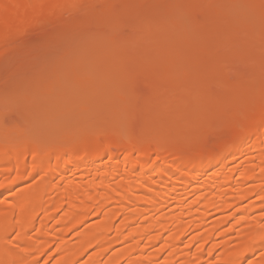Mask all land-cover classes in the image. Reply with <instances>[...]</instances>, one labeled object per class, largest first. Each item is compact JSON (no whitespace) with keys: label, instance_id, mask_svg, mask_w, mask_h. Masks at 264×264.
<instances>
[{"label":"bare ground","instance_id":"bare-ground-1","mask_svg":"<svg viewBox=\"0 0 264 264\" xmlns=\"http://www.w3.org/2000/svg\"><path fill=\"white\" fill-rule=\"evenodd\" d=\"M139 1L0 0V64L13 65L23 61L29 66L25 63L17 70L31 73L36 68L30 71V64H36L37 60H34L43 52L66 42L69 34L84 39L86 32L97 28L101 34H111L116 40L114 43L120 37L125 39L127 46L125 42L120 45H125L123 48L128 50L113 47L118 57L133 58L148 69L155 63L154 59L161 58L160 54L162 58L158 62L162 65L167 59L165 56L175 55L174 51H178L176 55L181 54L189 44L192 47V33L201 28L198 25L197 30L195 25L203 23L204 13H212L204 0H200V4L198 0H189L182 11L178 9L177 14L181 12L182 19L176 15L177 19L191 24L197 20L196 15L195 21L189 20V11L197 5L198 23L192 24L194 31L189 30L191 35L188 34L187 40L180 25L182 33L178 30L175 37L181 35L183 40L173 41L175 45L177 43L176 48L170 38L169 44L175 49L163 56L165 47L163 52L161 46L166 40L160 44L161 40L157 43L158 37L154 36L160 35L163 39L171 36L168 33L166 36L164 30L161 29L162 32L154 25L160 19L155 20L153 4L147 5L146 0L145 5H140L137 4ZM258 1L242 2L249 7L251 5L247 4ZM260 1L256 9L263 11L264 0ZM162 2L160 8L167 13L169 7L164 0ZM237 7H232L234 15L243 10ZM165 18L168 20V13ZM50 21L54 22L55 28L50 23L53 30L42 29L41 26ZM70 26H74V31ZM212 27L214 29L211 26L209 30ZM230 31L232 35L236 30ZM249 31L246 30V34H252ZM217 32H209L205 37L202 34L201 46L197 42L200 37L195 35L198 47L191 48L197 56L199 49L202 55L203 50L210 48V53L211 48L219 47V53L214 56L212 53V58L207 50L205 52L209 55L205 54L210 58L208 61H212L208 64L215 69L211 71L213 66L208 67L213 81L206 76L205 82L206 79L210 82L203 86L198 83V88L177 83V89L170 90L146 85L152 82L147 78L151 77L147 72L150 68L145 73L147 77L138 74L143 76H139L143 81L137 77L143 84L133 82L135 80L129 78L131 75H116L114 81L124 77L120 80L124 87L119 79L111 81L109 87L118 83L122 88L116 86L119 91L113 94V88L108 87L111 94L107 97L110 98L93 99L89 105L93 107L88 108L73 109L68 103L65 109L61 107L63 110L60 115L58 113V119L53 117L50 123V119L44 121L45 128L39 110L24 105L26 92L22 84L25 80H17L22 82L18 88L16 82L12 81L10 85V80L3 79L6 76L2 78V83L8 82V89L15 84L19 89L14 100L23 102L20 113L25 119L21 123L10 122L11 117L7 119L0 114V264H264V50L260 54L257 52L261 45L257 50L256 44L261 38L255 48L250 45L251 40H255L253 34L249 39L246 36L248 41L251 37L254 39L248 42L245 36L244 39L240 37L245 33L238 31V37L247 41L250 49H256L252 50L254 53L248 49L251 53L247 54L248 46L242 49L244 44L239 48L240 38L236 33L234 38ZM144 33L150 40L154 37L155 42L152 40L158 47L156 53V45L151 47L150 44H154L149 42V48L146 44L150 52L153 50L154 58L150 54L146 57L149 51L144 53V50L148 49L141 48L148 42L144 39L146 41L142 40L141 45L138 40V37L143 39ZM261 33L263 35L264 31ZM168 38L166 45L170 42ZM107 39L110 38L107 36ZM135 40L141 46L135 47ZM104 41L111 42L106 38ZM233 43L245 51V56L250 57L253 53V57L258 53L260 59L255 55V60L249 57L244 60L243 51L239 50L244 58L237 60L242 57L241 54L236 56L238 49ZM182 44L187 46L181 47ZM133 45L136 50L129 51ZM230 45L236 49L233 51L236 58H229L224 53ZM138 48L142 49L143 55ZM126 52L132 54L123 57ZM89 53L85 54L87 57L83 54L85 68L90 64L94 67L95 63H100L99 67L103 65L94 57L95 52ZM133 56L143 60L137 61ZM202 58L206 60L204 55ZM124 59V67H127L132 61L127 64L128 60ZM205 63L204 68L208 65ZM174 69L169 70L171 80L178 76L176 66ZM198 69L202 70L199 64ZM2 70V74L8 71ZM35 71L32 74L38 75L40 70ZM131 72L134 73L131 70L129 74ZM222 74L232 75L233 80L228 87L219 89L214 79ZM35 77L31 79L33 82ZM178 77L177 82L181 80ZM67 78L69 86H75L72 79H68L70 82ZM12 79L16 80L15 77ZM183 80L186 81L184 77ZM112 82L116 84L113 86ZM78 83L80 90L87 86ZM30 94L33 96L32 92L27 93ZM38 123L41 129L36 127ZM30 177L35 181L28 186L25 179ZM31 194L33 198L30 199Z\"/></svg>","mask_w":264,"mask_h":264},{"label":"rangeland","instance_id":"rangeland-1","mask_svg":"<svg viewBox=\"0 0 264 264\" xmlns=\"http://www.w3.org/2000/svg\"><path fill=\"white\" fill-rule=\"evenodd\" d=\"M144 1V2H143ZM143 1H139L137 4H140L141 5V3L143 4V5H145L144 3L146 2V0H143ZM167 1V2H166ZM164 0V4H166L167 3V6L169 7L168 9H167V13H168V20L165 18L164 19V16L166 17V15H167V13H166V11L165 10H163V8H160V7H162V0H148L147 2H146V4L147 5H151V4H153L152 6H154L153 7V10H154V12H155V14L156 15H154V17L155 16H157L156 18H155V20L157 19H160V22H157V21H155V26L156 27H158V28H160V30L162 29V30H164L165 31V35L166 36H168L166 33H168L171 37H167L169 40H170V38H171V40H172V43H171V40H170V42H168V44L166 45L165 43H167V38H165V39H163V37L162 36H154L155 38L156 37H158V40L156 41L157 43H159L158 41H160V44H162L164 41L163 40H166L164 43H163V45L164 46H161L160 44H159V47L161 46L162 47V51L164 50L163 49V47H165V52H164V54H163V56L165 55V53L167 52L168 54H171L173 51H174V49H172V45L174 44L175 45V43H173V41L174 42H176L175 41V39H179V40H183V39H180V37H181V35H177L176 37H175V34H177V32H179L180 34L182 33V31H183V33H185L184 35H185V39H186V37H189V35H191V34H189V33H191V31L189 32V30L191 29H194V26L193 25H195L196 23H198V17H199V13L197 14L196 12H198L196 9V7L195 6H197V5H195L193 8H192V10H190L189 11V13H190V16H188L189 17V20H191V22L192 21H195V19L197 20V22L195 23V22H192L191 24H190V22H188V23H186V24H184L183 22H182V20H181V22H180V20H178L179 19V17H180V15H181V12H180V15H178L177 13H179L177 10L179 9L180 11H182L183 9H181L183 6H185L186 5V3L187 2H189V0L187 1V0ZM242 1H244V0H204V2H206L207 4H209V5H207L206 6V3H205V6L206 7H209V11L211 10L212 11V13L211 14H206V13H204L203 15H202V18L204 19V17H206L205 18V20H203V23L202 24H197V25H195V28L198 30L200 27V29L197 31L196 29V31H197V33L198 32H200V33H192L193 34V36L192 37H194V45L192 44V47H191V44H189L190 42H192V41H186V42H188V44L190 45H186L187 46V48H184V53H182L181 52V54H177L176 55V53L178 52L177 50V52H173V53H175V55H171V56H165L164 58L166 59V57H167V59H166V61H165V63H163L162 65H160L159 64V62H161V58H162V56H161V54H160V52H159V56L161 57L160 59H158V58H156L157 59V61H156V59H154L155 60V67L154 68H152L153 66H154V64H152V69L150 68V70L149 71H147L148 69L146 68V65H142V63H138V62H136V60H133V58H129V60H128V57L126 58V59H124V58H122V56H120V57H118L117 55H118V53L117 54H115V50H113V47H115L114 45H116L118 48H119V50H122V48H123V46H125V45H120L121 43L120 42H122L123 44H124V42H125V44H126V46H127V43H126V41H125V39L122 37H120V38H118L117 39V42L116 43H114L115 41L111 38V34H108V32H104V33H102L101 34V32H99V31H97L98 29L97 28H95V30L94 29H92V30H89L88 32H89V34L87 35V33L88 32H86V34L84 35L85 36V38L83 39V37L82 38H77V37H75V35L73 34V35H71V34H69V37L65 40L66 42H62L65 46H63V44L61 43L60 44V46L58 45V47L57 48H54V49H52L51 51H49L48 50V52L47 51H45V52H43L44 54H41V57L39 58V57H37L34 61H36V64H35V62L34 61H32V62H34V63H32V64H30V67H31V65H32V67L29 69L30 71L32 70V68L33 69H35L34 71H35V73L37 72V71H39V73H38V75L37 74H35V75H33L32 73L34 72V71H31V73H28V70L27 71H25V72H21L20 70H17V67H19V66H21V65H23V64H25L26 62H23V61H19V62H16L15 64L13 63V65H7L6 63H2V64H0V65H2L1 66V68H0V75H2V76H0L1 78H0V86H1V83H2V80L3 79H5V81H8V80H10V85H12V81L13 82H16L17 83V86H18V88H19V86H20V88H21V85H19V84H22V82L21 83H19L20 81H22V80H25L24 82H26V83H24V84H22V86L23 87H25V90L24 89H21L22 91L24 90L26 93V96H25V94H24V91L23 92H21V94H23L24 96H25V100H24V103H26V104H24V105H26L28 108L29 107H31L30 109H32V108H37V110H39V115H40V118L42 119V121H43V123H44V121H46V120H49L48 122L50 123V122H52V120L51 119H53V117L55 118L54 120H56V119H58V117H59V115H60V112H61V107L63 106V109H65V106H67V105H69L68 103H71L72 105H70L73 109H75V108H83V107H85V108H88V107H93V106H89V105H91L90 103H91V101H93L94 102V100L93 99H96V101L98 100H100V101H102V100H105L106 98H110L109 96L107 97V95H108V93H110V91H107V89H108V87L111 85V81H113V82H115L116 80L118 81V79L117 78H115V81L113 80V78L114 77H117L118 75L120 76V74L123 76V75H127V76H129V75H131L129 78H132L131 80H135V81H133V82H138L139 84L140 83H142V82H139V81H141L142 80V78L141 77H147V75L148 74H150L151 73V77H147L148 78V82L151 80L152 82H150V84H146V85H149L150 87H152L153 88V86H155V87H157V89H160V88H162V89H169V88H171L170 90H172V88H174L175 87V89H177L176 87H178V85H177V83L179 84V86H180V84L182 83V85H185L186 87H189L190 86V88H192V86L193 85H196V86H193V88L194 87H196V88H198L197 86H198V83H202V86H203V83L205 84V83H207V82H210V81H213V80H210L211 78V76H213V75H211L212 74V72L211 71H213V70H215V69H213L214 68V66L212 65V64H208V62L210 63V62H212V61H208V60H210V58H208L207 56H209L208 54H206L207 52L209 53V50H210V48L207 50V52H206V50H205V52H204V50L203 51H201V53H202V55H200V51L199 50H201V49H197L198 50V52H197V50H196V54H197V56L195 55H193V53H192V51L194 52L195 50L193 49V50H191V48H193V47H198V46H196V44H197V42L199 41V43H198V45L199 46H201V36H202V34H203V36L205 37V36H207L208 34H209V32H217V33H222L224 36H228V37H236V35H235V33L237 34V37L239 36L238 34H240V33H242V31L245 33V34H243L242 33V35H240V37H242L243 36V39H244V36H245V38H246V36L248 35V34H246V30L247 31H249V32H252V37H255L254 39L251 37V39H253L254 40V42L251 40V42L254 44H250L251 46H254V48H255V46L257 45L258 47H256V48H258L257 50H259V47H260V45H261V47H260V51H257L258 53L259 52H263V50H264V45H263V43H264V40L262 39V38H264V34L262 35V30L264 31V10L262 11V10H258V9H256V7L258 8L259 7V5H260V3H261V1L259 2V4H258V2L256 3H253V4H247V5H251V6H244V2H242ZM160 2V4H158V3ZM162 2V3H161ZM195 2H197V0H195ZM200 0H198V3L200 4ZM203 2V1H202ZM220 4H219V3ZM221 2H223V4L221 3ZM170 5H169V4ZM198 3H196V4H198ZM243 5H242V4ZM89 4L91 5V3L89 2ZM88 4V5H89ZM198 4V5H199ZM234 4H237V5H234ZM240 4V5H239ZM258 4V5H257ZM87 4H85V6H86ZM89 5V6H90ZM142 5V6H143ZM222 5V6H221ZM257 5V6H256ZM237 7V6H239V7H237V8H240V10L241 9H243V6L246 8V9H243L240 13L238 12V14L237 15H234V14H236V13H234V12H232V7ZM88 7V6H87ZM152 9V8H151ZM161 9V10H160ZM240 10H238V11H240ZM257 11H259V12H257ZM153 12V11H152ZM194 13V14H193ZM234 13V14H233ZM240 14V15H239ZM176 15H178V19H177V17H176ZM193 15V16H192ZM194 15H196V17L194 16ZM198 15V16H197ZM239 15V16H238ZM188 17H187V19H188ZM193 17H195V19L193 18ZM181 18V17H180ZM166 21V22H168V23H166L164 20ZM177 19V20H176ZM182 19V18H181ZM163 20V21H162ZM159 21V20H158ZM185 21H188V20H185ZM213 21V22H212ZM251 21V22H250ZM157 22V23H156ZM178 22H180V23H178ZM209 22V23H208ZM50 23H51V21L50 22H48V24L47 23H44V24H46L45 26L43 25V26H41V27H44V28H42V29H44L45 31H51V29L54 27L55 28V24H54V22H52L53 23V27L51 26L52 25V23H51V25H50ZM183 23V24H182ZM207 23H208V25L209 26H207ZM193 24V25H192ZM205 24V25H204ZM212 24V25H211ZM253 25V27H251V25ZM180 25H181V27L183 28H181L180 27ZM199 25V26H198ZM216 25V26H215ZM246 25H247V27H249L248 29H247V27H246ZM257 27H256V26ZM72 26V25H71ZM70 26V28H71V30H73L72 28L74 27H71ZM179 26V27H178ZM185 26V27H184ZM199 28H198V27ZM211 26H214V29H213V27L211 28V30H209L210 29V27ZM46 27V28H45ZM48 27V28H47ZM204 27H205V29H204ZM208 29H207V28ZM180 29H182V31L180 30ZM186 29V30H185ZM203 29V30H202ZM246 29V30H245ZM251 29L253 30V31H251ZM255 29V30H254ZM260 29V30H259ZM53 30V29H52ZM161 30V31H162ZM179 30V31H178ZM188 30V31H187ZM201 30H202V32H201ZM206 30H208V31H206ZM215 30V31H214ZM228 30H229V32H228ZM230 30H232V32L233 31H235V33H233L232 35L230 34ZM241 30V31H240ZM245 30V31H244ZM256 30H257V32H256ZM74 31V30H73ZM96 33H95V32ZM152 30H150L148 33H150ZM194 30H192V32H193ZM195 31V32H196ZM240 33H239V32ZM163 32V31H162ZM238 32V33H237ZM254 32V33H253ZM97 33H99V34H97ZM206 33V34H205ZM248 33V32H247ZM108 34V35H107ZM147 34V33H146ZM153 34V33H152ZM151 34V35H152ZM162 34H164V33H162ZM189 34V35H188ZM200 34V35H199ZM248 35L247 36V38L249 39V36H251V35ZM87 35V36H86ZM110 35V36H109ZM144 35H145V33H144ZM144 35H143V39H141L140 37H138V40H140L139 42L141 43V45L143 44L142 43V40L143 41H146V40H144V39H147V43H145L144 42V44H145V46L146 47H144V44H143V46H141V45H139L140 43L138 42V40H135V42L134 43H137V44H135V47H139V46H141V48H143V49H148V50H144V53H146V52H148L149 51V48H151V47H155V40L153 39L154 37L153 36H151L150 35V37H153V38H151V40L149 39V36H147V35H145V37H144ZM195 35L197 36H199L200 38L197 40V38L195 37ZM70 36H71V38H70ZM72 36H74V37H72ZM98 36V37H97ZM104 36H105V38H106V40L107 41H109V40H111V42H105L104 40H105V38H104ZM107 36L110 38V39H107ZM148 38H147V37ZM203 36H202V38H203ZM261 36V37H260ZM30 37H32V36H30ZM101 37V38H100ZM159 37H162L161 39L159 38ZM182 37H183V35H182ZM240 37H238V38H240ZM257 37V38H256ZM77 38V39H76ZM97 38V39H96ZM104 38V39H103ZM237 38V39H238ZM245 39V40H247L248 41V39ZM260 38H261V40H260ZM69 39V40H68ZM73 39V40H72ZM81 39H82V41H81ZM99 39H101V40H99ZM154 40V42H153V40ZM184 39V40H185ZM243 39H241L240 38V41H239V39H238V41L240 42V45H238V42L236 43L238 46H239V48L242 46V45H246V46H242V49H245V47H247L248 46V48L246 49V50H250V51H256V49L254 50V48L252 47V49H250L249 47H251L250 45H247L248 44V42H250V40L247 42V41H245L244 42V40ZM68 40V41H67ZM76 40H79L80 42H78V41H76ZM99 40V41H98ZM103 40V42H105V45H100V43H102L103 44V42H101ZM178 40V41H179ZM187 40V39H186ZM196 40H197V42H196ZM260 40V43H258L257 41H259ZM71 41H74V42H76L75 44H74V42H72L71 43ZM137 41V42H136ZM177 41V42H178ZM241 41H243L244 43L243 44H241ZM256 41V42H255ZM69 42H70V44H69ZM98 42V43H97ZM152 43V44H154V45H151L150 44V46H149V44L148 43ZM261 42H263L262 44H261ZM80 43V44H79ZM97 43V45H95ZM132 44H133V42H131ZM139 43V44H138ZM169 43H171V44H169ZM179 43V42H178ZM196 43V44H195ZM256 43H258V44H256ZM67 44V45H66ZM148 45V47L149 48H147V45ZM186 44V43H185ZM185 44H182L181 45V47L183 46V45H185ZM236 47V49H238L237 51H238V53L236 54V56L239 54V48H238V46L235 44V43H233ZM256 44V45H255ZM69 45V46H68ZM70 45H72V47H70ZM75 47H74V46ZM79 45V46H78ZM98 45H99V47H98ZM137 45V46H136ZM176 45H177V43H176ZM176 45L174 46V47H176ZM67 46H68V48H67ZM101 46V47H100ZM125 46V47H126ZM128 46H129V44H128ZM186 46H183V47H186ZM70 47V48H69ZM82 48L83 49V52L85 51V52H87V51H89V52H91L92 53V51H94L93 53H94V57L96 56V58H97V60H98V63L99 62H101V65H102V63H103V65L102 66H104L105 64L107 65H105L104 66V68L102 67V66H100L99 67V65H100V63H99V65H97L96 63H95V65H97L98 66V69H96V67H95V65H94V67H93V64H92V67H90L91 66V64H90V66H88V67H90V68H87V66H86V68L83 66V64L85 63L84 61H86L84 58H86L87 56L85 55V54H87L88 55V53L89 52H87V53H83L82 52V50H81V48L80 49H78V48ZM116 47V48H117ZM123 48V49H125V51L126 50H128L127 48ZM134 47V45H133V49L132 50H129V51H135L136 50V48ZM178 47V46H177ZM176 47V48H177ZM232 47V48H231ZM71 48H73V49H71ZM75 48V49H74ZM95 48H97V49H95ZM141 48H138L137 49V51L139 52V53H141L142 55H143V53H142V49ZM156 48H157V50H154L155 52L157 51L158 52V47H157V45H156ZM156 48H153V49H156ZM200 48V47H199ZM229 48V47H228ZM227 48V50L225 49V51H224V53H225V55L227 56V57H229V58H232L233 56H234V58H236V56L234 55V52L233 51H235L236 52V49H234L233 50V48H234V46L233 45H230V48L228 49ZM67 49H69V50H67ZM139 49H141V51H139ZM181 49L182 48H179V50L181 51ZM240 50L241 52L243 51V50ZM78 50V51H77ZM97 51V53H96V51ZM232 50V51H231ZM249 50L248 51H243V56H245V55H247V54H249V53H251V52H249ZM114 51V52H113ZM151 51V50H150ZM149 51V53H146V54H144V55H146V57L148 56V54H150L151 56L150 57H153L152 56V52H153V50H152V52H150ZM160 51H161V48H160ZM211 51L212 52H210L209 54H210V57L212 56V53H213V56L215 55V54H217V53H219V51H220V49H219V47L217 48V47H213V48H211ZM252 51V52H253ZM81 54H80V53ZM120 52V51H119ZM123 52H124V50H123ZM156 52V53H157ZM162 52V53H163ZM244 52L245 53H247V52H249V53H247V54H245L244 55ZM257 52H255V53H257ZM84 54V56H86V57H83V54ZM91 53H89V55H93V53L91 54ZM122 53V52H121ZM134 53V52H133ZM139 53H137L138 55H139ZM166 53V54H167ZM190 53H192V55L190 54ZM254 53V52H253ZM253 53L252 54H250L251 56L249 57V56H245V58L242 56V54H241V57L242 58H240V54L238 55L239 57H237L236 59L238 60V58L241 60V59H243L244 58V60H246L248 57V59H253V60H255V55H256V59H260V57H258V53L257 54H254V56L252 57V55H253ZM96 54V55H95ZM130 55V54H132L131 52L129 53H125V54H123L124 56L123 57H126L125 55ZM140 54V56L142 57V55ZM188 54H190L192 57H189L188 59H187V56H190V55H188ZM195 54V53H194ZM200 56H199V55ZM207 56H206V55ZM260 54V53H259ZM119 55H121V54H119ZM128 55V56H129ZM133 55H135V54H133ZM154 55H158V54H155L154 53ZM203 55H204V59H206V60H202L203 58ZM212 56V57H213ZM260 56V55H259ZM134 58H136V56H133ZM139 57V56H138ZM145 57V58H146ZM155 57V56H154ZM153 57V58H154ZM211 57V58H212ZM38 58H39V60H38ZM121 58V59H120ZM126 60L127 61V64L130 62V61H132V62H130L129 64H128V66H131L132 67V69H131V67H124V65H125V63L122 61V60ZM132 59V60H131ZM137 59V61L140 59V57H139V59L138 58H136ZM247 59V60H248ZM140 60H143V58L142 59H140ZM145 60V59H144ZM149 60L151 61V59H149L148 58V62H149ZM153 60V59H152ZM158 60H160L159 62H158ZM162 60H164V59H162ZM66 61V62H65ZM133 61H135V63H136V65L134 64V62ZM146 61V60H145ZM146 61V62H147ZM68 62H69V64H68ZM97 62V61H96ZM141 62H143V61H141ZM164 62V61H163ZM204 62V63H203ZM205 62H207V66H205V68H204V65L206 64ZM30 63V62H29ZM68 65H67V64ZM124 63V64H123ZM137 63H138V65H137ZM152 63H153V61H152ZM156 63H158L159 64V66H157L156 67V65H158V64H156ZM28 66H29V64L28 63H26ZM64 64H66V65H64ZM126 64V65H127ZM147 64V63H146ZM149 64H150V62H149ZM198 64H199V67L201 66V71H199V69H198ZM204 64V65H203ZM123 65V66H122ZM132 65H135V66H132ZM148 65V64H147ZM213 66L212 68H210L211 69V71L209 70V66ZM173 66V67H172ZM175 66H176V69H178V71L176 70V72H177V74H178V76L180 77H178V76H176L175 74V78H173L174 80H171V78H170V73H169V70H171L172 68L174 69L175 68ZM178 66H180L181 67V69H179L178 68ZM210 66V67H211ZM108 67V68H107ZM170 67V68H169ZM172 67V68H171ZM2 68H4V69H7L8 71L6 72V73H3L2 74V72H3V70H2ZM85 68V69H84ZM99 68H103V69H99ZM13 69V70H12ZM38 69V70H37ZM206 69H208L209 71H207ZM98 70H101V72L102 73H100ZM134 71V73H130L129 74V72L130 71ZM148 72V74L146 75L145 73H147ZM173 71V70H172ZM172 71H171V75L172 76H174L173 74H172ZM174 71H175V69H174ZM175 72V73H176ZM208 72H210V73H208ZM174 73V72H173ZM206 73V74H205ZM12 75V76H14L15 78H16V80H13L12 78H14V77H12V76H10V75ZM68 74H70L71 75V77H69L68 76ZM137 74V75H136ZM138 74H143V76H141V75H138ZM169 74V75H168ZM66 75V78L67 77H69V78H67V80L68 79H70L71 81H73L74 83H75V86H74V84H73V86H69V82H66V78L64 77ZM117 75V76H116ZM223 75V76H222ZM222 75H220V77L218 76V78L217 79H219L220 80V83L222 84V85H224L225 84V86H222V85H220V83H219V80L217 81V79H214V83L215 82H217V84H216V86H218L219 87V89H224V87L226 88V87H228L231 83L230 82H232V75H227V74H222ZM4 76H6L5 78H3ZM10 76V77H9ZM34 76H37V77H35V79H34V82L32 81L33 79V77ZM139 76H141V77H139ZM206 76L209 78V80L210 81H207V79H206V82H205V78H206ZM8 77V78H7ZM121 77V76H120ZM137 77H139L141 80H139ZM176 77H178L179 79H181V80H178L179 82H177V78ZM183 77H184V79H186V81H187V83H185L186 81L185 80H183ZM3 78V79H2ZM7 78V79H6ZM18 78V79H17ZM128 78V77H127ZM126 78V79H127ZM128 78V79H129ZM150 78V79H149ZM12 79V80H11ZM32 79V80H31ZM122 79V78H121ZM121 79H119V83L121 84V82H120V80ZM213 79V78H212ZM17 80L19 81V82H17ZM70 80H68V81H70ZM124 80V77H123V79H122V81ZM139 80V81H138ZM201 80H204V82H200ZM222 80H223V82H222ZM5 81H3V87L1 86L0 87V114H2V115H5V116H7L6 118L7 119H9L10 117H11V120L12 121H10V122H17V123H21L24 119H25V116H23L21 113H20V106H21V104H23V102H19V101H16L15 102V100H14V96L15 95H17V93H19L20 91H19V89L16 87V84H15V87L17 88H15V87H12L11 86V89H8L9 87H8V82H6L5 83ZM32 81V82H31ZM37 81V82H36ZM70 81V82H71ZM143 81V80H142ZM145 81V80H144ZM185 81V82H184ZM66 82V83H65ZM80 84H79V83ZM112 82V83H113ZM125 82H128V81H125ZM125 82H123L124 84H126ZM132 82V81H131ZM136 82V83H137ZM6 85H5V84ZM27 83H28V85H27ZM31 83H33V84H31ZM76 83H78V85H81V84H83L82 86H84V85H87L86 87H83V89L81 88V90L78 88V86H77V84ZM144 83V82H143ZM142 83V84H143ZM146 83H147V80H146ZM219 83V84H218ZM224 83V84H223ZM230 83V84H229ZM14 84H13V86H14ZM25 84L27 85V86H25ZM67 84H68V86H67ZM114 84H116V83H113V86H114ZM152 84V85H151ZM192 86H191V85ZM119 84L117 83L116 84V86H118ZM122 85V84H121ZM121 85H119V87L121 86ZM177 85V86H176ZM4 86H6L5 88H4ZM77 86V88H75ZM81 86V87H82ZM115 86V87H116ZM123 86V85H122ZM122 86L120 87V88H122ZM220 86H222L221 88H220ZM22 87V88H23ZM28 87H31V88H28ZM80 87V86H79ZM112 87V86H111ZM109 87L110 88V90L112 89V91H111V93H113V92H118L119 91V89H117V87L115 88V87ZM124 87V86H123ZM159 87V88H158ZM200 87H201V84H200ZM29 89V91H28V89ZM3 89H8V90H3ZM16 89V90H15ZM30 89H31V91H30ZM75 89V90H74ZM156 89V88H155ZM174 89V90H175ZM11 90V91H10ZM14 90V91H13ZM123 90V89H122ZM12 92L13 91V93H10V92ZM19 91V92H18ZM6 92V93H5ZM17 92V93H16ZM29 92L31 93L32 92V94H33V96L30 94V95H27V93L29 94ZM41 92H45L44 94L45 95H47V96H45V95H42L41 94ZM46 92H47V94H46ZM75 92H76V94H75ZM8 93V94H7ZM16 93V94H15ZM110 93V94H111ZM14 94V95H13ZM109 94V95H110ZM114 94V93H113ZM112 94V95H113ZM7 95H8V97H10L11 96V98H9L8 99V97H7ZM10 95V96H9ZM27 96H29V98L27 97ZM32 96V97H31ZM76 96H78V97H76ZM27 97V98H26ZM31 97V98H30ZM45 97V98H44ZM73 97V98H72ZM91 97H93V98H91ZM71 98V99H70ZM30 99V100H29ZM92 99V100H91ZM10 100V101H9ZM13 100V101H12ZM70 100V101H69ZM12 101V102H11ZM27 101V102H26ZM9 102H11V103H9ZM32 102V103H31ZM16 103V104H15ZM95 103H97V102H95ZM92 104H94V103H92ZM31 105V106H30ZM34 106V107H33ZM35 106H37V107H35ZM8 107V108H7ZM40 108V109H39ZM62 109V110H63ZM43 110V111H42ZM41 112V113H40ZM58 113H59V115H58ZM1 115V116H2ZM9 115H11V116H9ZM5 116H4V118H5ZM57 116V117H56ZM61 117H62V115H61ZM5 118V119H6ZM37 118H39L38 116H37ZM36 118V119H37ZM62 118H64V117H62ZM6 119V120H7ZM27 119H29V118H27ZM40 119V120H41ZM39 120V121H40ZM7 122V121H6ZM9 122V121H8ZM41 122V121H40ZM39 123H38V125L36 124V127L37 128H39V129H41L40 127H39ZM43 126L42 127H44L45 128V126L47 125H45V123L44 124H42ZM43 128V129H44ZM35 181V178L34 177H30V178H27V179H25V184H27L28 186L30 185H32V183ZM28 198H33V195L31 194V195H29V197ZM7 199H10V197H8Z\"/></svg>","mask_w":264,"mask_h":264}]
</instances>
